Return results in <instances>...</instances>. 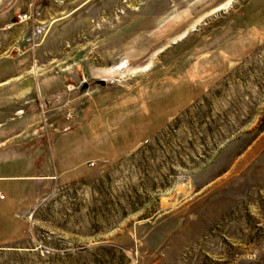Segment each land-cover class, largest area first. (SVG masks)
<instances>
[{"label":"rangeland","instance_id":"1","mask_svg":"<svg viewBox=\"0 0 264 264\" xmlns=\"http://www.w3.org/2000/svg\"><path fill=\"white\" fill-rule=\"evenodd\" d=\"M250 1L0 0V66L19 70L0 86V147L68 128L103 89L190 53L206 58L207 86L125 161L52 185L0 264H264V6ZM151 85L137 123L175 112L179 91L158 103ZM120 93L102 94L99 116L125 118L134 99Z\"/></svg>","mask_w":264,"mask_h":264},{"label":"crops","instance_id":"2","mask_svg":"<svg viewBox=\"0 0 264 264\" xmlns=\"http://www.w3.org/2000/svg\"><path fill=\"white\" fill-rule=\"evenodd\" d=\"M255 4L264 6V0H251L247 8ZM237 18L235 25L247 17L243 11ZM245 32L249 31L245 29ZM258 38L260 43L264 39V32ZM205 59L183 56L180 61L146 77L132 89L127 90L123 86L100 89L102 92L97 95V101L92 102L93 104L88 102L87 111H83L80 118H75L71 123L66 121L70 127L49 135L35 136L38 139L0 147V195L4 196V199H0V247L17 245L28 239L30 222L27 215L52 185H76L92 178L98 171L97 166L125 161L141 146L156 138L170 121L183 115L192 103L202 98L207 86L200 87L198 75L206 67ZM6 60L1 59L0 65ZM17 75L18 67L9 70L0 66V86ZM154 82L155 88L160 89L157 97L154 96L158 103L164 101L161 91L166 99L172 90L179 91L173 107L175 112L166 114L161 111L158 113L159 119L155 118V123L151 120L137 123L138 119L141 120L142 113L148 112V102L153 90L151 84ZM142 88L145 89L143 93ZM109 89L121 91L114 101L134 99V107L124 111L125 118L122 120L99 116L109 110V104L102 105L98 102L105 100L102 94ZM199 89L202 92L198 96ZM192 90L194 95L190 96ZM148 123H153L156 127L153 134L144 133V129L149 127ZM20 151L23 154L18 153Z\"/></svg>","mask_w":264,"mask_h":264},{"label":"flooded vegetation","instance_id":"3","mask_svg":"<svg viewBox=\"0 0 264 264\" xmlns=\"http://www.w3.org/2000/svg\"><path fill=\"white\" fill-rule=\"evenodd\" d=\"M197 50V49H196ZM192 52H194V51H192ZM194 54V53H193ZM191 55V53L189 54V55H187V57L188 58H190V57H196L197 56V54L196 55H193V56H190ZM191 80H192V83L194 82V78H193V73L191 72ZM195 84V83H194Z\"/></svg>","mask_w":264,"mask_h":264},{"label":"bare ground","instance_id":"4","mask_svg":"<svg viewBox=\"0 0 264 264\" xmlns=\"http://www.w3.org/2000/svg\"><path fill=\"white\" fill-rule=\"evenodd\" d=\"M150 67H151V65H148V66H146L142 71H146V72H147V70H149Z\"/></svg>","mask_w":264,"mask_h":264},{"label":"water","instance_id":"5","mask_svg":"<svg viewBox=\"0 0 264 264\" xmlns=\"http://www.w3.org/2000/svg\"><path fill=\"white\" fill-rule=\"evenodd\" d=\"M100 85L101 86H106V83L105 82H100Z\"/></svg>","mask_w":264,"mask_h":264},{"label":"built area","instance_id":"6","mask_svg":"<svg viewBox=\"0 0 264 264\" xmlns=\"http://www.w3.org/2000/svg\"><path fill=\"white\" fill-rule=\"evenodd\" d=\"M0 199H4V196H1V195H0Z\"/></svg>","mask_w":264,"mask_h":264}]
</instances>
